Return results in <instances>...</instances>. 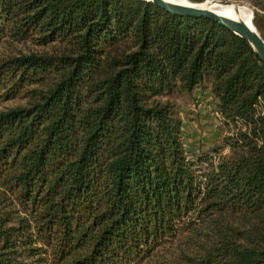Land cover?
Listing matches in <instances>:
<instances>
[{"label":"trees","instance_id":"trees-1","mask_svg":"<svg viewBox=\"0 0 264 264\" xmlns=\"http://www.w3.org/2000/svg\"><path fill=\"white\" fill-rule=\"evenodd\" d=\"M3 35L62 48L0 56V104L23 101L0 108V264H141L184 231L192 264H264L247 241L264 230V64L245 41L144 0H0ZM196 90L230 132L206 169L163 100Z\"/></svg>","mask_w":264,"mask_h":264},{"label":"rangeland","instance_id":"rangeland-1","mask_svg":"<svg viewBox=\"0 0 264 264\" xmlns=\"http://www.w3.org/2000/svg\"><path fill=\"white\" fill-rule=\"evenodd\" d=\"M188 2L201 5L205 2L213 0H187ZM228 2L234 5L242 6L252 13V22L257 32L264 40V0H218ZM62 46L55 44L50 46H38L33 41H25L22 43H13L5 38V35L0 39V56H18L20 54L30 53H53L58 51ZM203 99L195 98V95H186L175 91L170 96L163 98L169 100L175 106L180 120L182 121V143L187 156L191 158L192 153L204 154L209 156V161L203 163V168H207V163L217 164L218 160L229 155V148L226 143V138L230 135L227 129L224 128L221 122V116L217 114L213 100L210 94L207 93ZM20 97L15 100H19ZM18 103L0 104V108L5 106H13ZM23 103V101H22ZM21 102L18 104H22ZM235 225V229L239 232L251 228L252 224H257L255 221L249 222L247 219L230 218ZM250 231V230H249ZM182 237L174 241L170 245L159 249L151 258L144 260L141 264H192L191 258L195 256L196 244L198 239L187 240L186 231L182 233ZM248 242L254 245L264 246V230L258 227L255 231L251 229L248 233ZM243 243L245 238L241 235L237 237ZM181 240V241H180ZM190 257H183V256ZM200 255V253H199ZM193 260V259H192Z\"/></svg>","mask_w":264,"mask_h":264},{"label":"water","instance_id":"water-1","mask_svg":"<svg viewBox=\"0 0 264 264\" xmlns=\"http://www.w3.org/2000/svg\"><path fill=\"white\" fill-rule=\"evenodd\" d=\"M144 1L152 3L173 15L196 18L203 17L217 22L219 25L229 29L233 34L245 41V43L264 64V40L261 38L259 33L250 28L244 21L240 19L228 18L219 14L213 9L215 6L223 7L233 4L224 1L213 0L203 7H198L176 4L165 0Z\"/></svg>","mask_w":264,"mask_h":264},{"label":"bare ground","instance_id":"bare-ground-1","mask_svg":"<svg viewBox=\"0 0 264 264\" xmlns=\"http://www.w3.org/2000/svg\"><path fill=\"white\" fill-rule=\"evenodd\" d=\"M165 1L176 3V4H181V5L198 6V7L200 6L203 7L206 4L210 3V2H205L201 5H195V4L188 2L187 0H165ZM213 9L216 10L219 14L224 15L228 18L242 20L250 28L257 31L252 22V13L246 8L233 4V5L223 6V7L215 6L213 7Z\"/></svg>","mask_w":264,"mask_h":264},{"label":"crops","instance_id":"crops-1","mask_svg":"<svg viewBox=\"0 0 264 264\" xmlns=\"http://www.w3.org/2000/svg\"><path fill=\"white\" fill-rule=\"evenodd\" d=\"M207 93H209L208 92V90H196L195 92H194V95H195V98H197V99H200L201 98V100L203 99L202 97H205L206 95H207Z\"/></svg>","mask_w":264,"mask_h":264}]
</instances>
